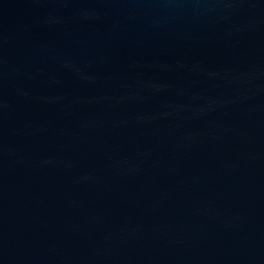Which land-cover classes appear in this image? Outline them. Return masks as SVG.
<instances>
[{
    "label": "water",
    "instance_id": "95a60500",
    "mask_svg": "<svg viewBox=\"0 0 264 264\" xmlns=\"http://www.w3.org/2000/svg\"><path fill=\"white\" fill-rule=\"evenodd\" d=\"M0 264H264V0H0Z\"/></svg>",
    "mask_w": 264,
    "mask_h": 264
}]
</instances>
